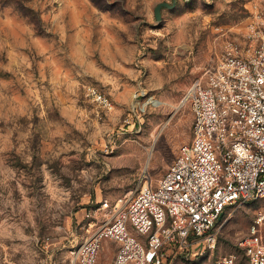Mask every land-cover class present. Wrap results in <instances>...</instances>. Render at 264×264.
<instances>
[{"label": "rangeland", "instance_id": "obj_1", "mask_svg": "<svg viewBox=\"0 0 264 264\" xmlns=\"http://www.w3.org/2000/svg\"><path fill=\"white\" fill-rule=\"evenodd\" d=\"M257 1L175 0L156 20L173 0H0V264H68L100 203L162 177L191 138L188 86L227 42L247 53ZM262 214L261 200L227 208L213 248L169 264L239 255Z\"/></svg>", "mask_w": 264, "mask_h": 264}, {"label": "built area", "instance_id": "obj_2", "mask_svg": "<svg viewBox=\"0 0 264 264\" xmlns=\"http://www.w3.org/2000/svg\"><path fill=\"white\" fill-rule=\"evenodd\" d=\"M243 47L227 42L216 61L188 86L182 104L191 138L162 177L148 175L113 204L103 201L86 224L89 234L68 264H98L105 240L116 244L111 264H169L183 252L213 248L212 230L227 208L264 202V3L258 0ZM251 50H250V49ZM86 94L102 110L108 96ZM199 250V251H198ZM239 255L211 264H264V215L254 219Z\"/></svg>", "mask_w": 264, "mask_h": 264}, {"label": "water", "instance_id": "obj_3", "mask_svg": "<svg viewBox=\"0 0 264 264\" xmlns=\"http://www.w3.org/2000/svg\"><path fill=\"white\" fill-rule=\"evenodd\" d=\"M175 0H173L172 4L167 2L158 3L154 8V17L156 20H160V11L162 8L172 9L174 7Z\"/></svg>", "mask_w": 264, "mask_h": 264}, {"label": "trees", "instance_id": "obj_4", "mask_svg": "<svg viewBox=\"0 0 264 264\" xmlns=\"http://www.w3.org/2000/svg\"><path fill=\"white\" fill-rule=\"evenodd\" d=\"M93 1L95 4H98L97 0H91ZM21 12L23 13V15H26L28 17H31V19H33V23L35 24V26H37L39 23V19H37V16H35L32 12H28V10L20 8Z\"/></svg>", "mask_w": 264, "mask_h": 264}, {"label": "crops", "instance_id": "obj_5", "mask_svg": "<svg viewBox=\"0 0 264 264\" xmlns=\"http://www.w3.org/2000/svg\"><path fill=\"white\" fill-rule=\"evenodd\" d=\"M104 242H107V241L105 240ZM104 242H103V243H104ZM110 242H111V241H110ZM111 243H113V242H111ZM114 244H115V243H114ZM115 245H116V244H115Z\"/></svg>", "mask_w": 264, "mask_h": 264}]
</instances>
